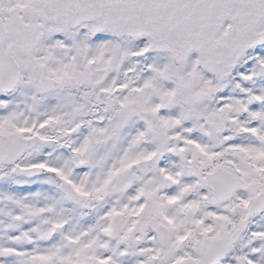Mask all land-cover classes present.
<instances>
[{
    "label": "snow or ice",
    "instance_id": "1",
    "mask_svg": "<svg viewBox=\"0 0 264 264\" xmlns=\"http://www.w3.org/2000/svg\"><path fill=\"white\" fill-rule=\"evenodd\" d=\"M0 264H264V0H0Z\"/></svg>",
    "mask_w": 264,
    "mask_h": 264
}]
</instances>
